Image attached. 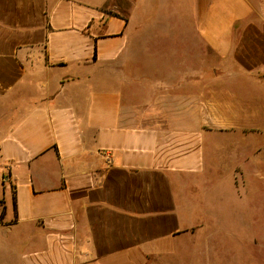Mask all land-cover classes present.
I'll return each mask as SVG.
<instances>
[{"label": "crops", "instance_id": "obj_1", "mask_svg": "<svg viewBox=\"0 0 264 264\" xmlns=\"http://www.w3.org/2000/svg\"><path fill=\"white\" fill-rule=\"evenodd\" d=\"M240 188L264 0H0V264H208Z\"/></svg>", "mask_w": 264, "mask_h": 264}, {"label": "rangeland", "instance_id": "obj_2", "mask_svg": "<svg viewBox=\"0 0 264 264\" xmlns=\"http://www.w3.org/2000/svg\"><path fill=\"white\" fill-rule=\"evenodd\" d=\"M248 195L240 188L220 197L221 215L210 222L219 243L208 264H264V199Z\"/></svg>", "mask_w": 264, "mask_h": 264}]
</instances>
